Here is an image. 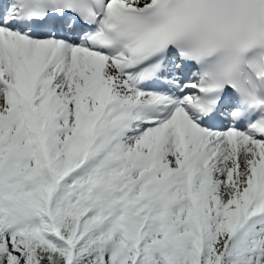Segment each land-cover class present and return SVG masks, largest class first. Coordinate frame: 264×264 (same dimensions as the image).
Segmentation results:
<instances>
[{"label": "snow or ice", "instance_id": "1", "mask_svg": "<svg viewBox=\"0 0 264 264\" xmlns=\"http://www.w3.org/2000/svg\"><path fill=\"white\" fill-rule=\"evenodd\" d=\"M0 264H264V0H0Z\"/></svg>", "mask_w": 264, "mask_h": 264}]
</instances>
